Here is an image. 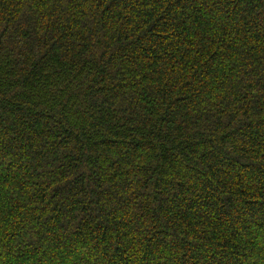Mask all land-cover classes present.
I'll list each match as a JSON object with an SVG mask.
<instances>
[{
    "label": "trees",
    "instance_id": "16d2710c",
    "mask_svg": "<svg viewBox=\"0 0 264 264\" xmlns=\"http://www.w3.org/2000/svg\"><path fill=\"white\" fill-rule=\"evenodd\" d=\"M0 264H264V0H0Z\"/></svg>",
    "mask_w": 264,
    "mask_h": 264
}]
</instances>
